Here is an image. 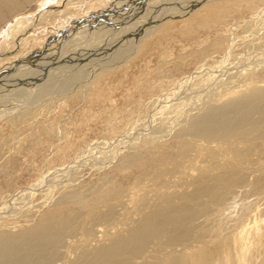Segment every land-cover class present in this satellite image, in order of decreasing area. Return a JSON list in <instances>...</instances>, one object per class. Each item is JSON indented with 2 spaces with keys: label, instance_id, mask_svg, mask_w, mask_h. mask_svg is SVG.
<instances>
[{
  "label": "bare ground",
  "instance_id": "bare-ground-1",
  "mask_svg": "<svg viewBox=\"0 0 264 264\" xmlns=\"http://www.w3.org/2000/svg\"><path fill=\"white\" fill-rule=\"evenodd\" d=\"M260 2L264 4V0H0V119L5 117L3 126L12 127L26 122L37 97L53 90L67 94L79 79L83 83L79 82L78 89L63 98L91 96L99 73L141 51L155 31L193 34L200 28H225L231 13L254 10L241 26L248 34H238L235 30L240 25L234 23L227 27L229 34L206 38L200 48L174 59L176 69L193 61L203 63L152 100L149 105L158 110H143V119H139L145 120L144 140L135 137L129 146L124 145L130 149L127 153L117 144L100 151L102 158L95 160L103 165L121 154L114 169L97 176L95 183L80 185L73 166L55 168L53 178L48 179L49 172L42 173L36 183L19 190L16 195L28 201L35 187L44 183V201L53 199V203L38 215L25 212L22 216L27 224H20L18 230L7 227L16 228L19 219L4 218L0 264H264V7ZM77 7L76 14L82 16L71 20ZM202 7L211 8L198 21L191 16L181 28L170 26L176 16ZM49 23L67 25L59 36L45 38L41 49L34 47L21 54V46L33 36L26 33L45 32ZM54 27L50 29L59 30ZM240 37L243 41L249 38L248 47L253 48L243 58L246 61L219 73L213 71V53L224 50L220 66L229 64ZM91 41L97 47L81 52ZM101 43H105L102 48ZM17 51L21 54L18 60L2 64ZM168 54L165 50L161 56L165 59ZM165 62L148 71L146 78L145 74L136 78L138 90L163 86L157 81L172 75L166 66L169 61ZM170 90L175 91L172 96ZM140 121L131 122L130 130ZM118 123L113 124L114 130H119ZM3 134L0 146L7 144ZM30 134L29 153L50 141L48 134ZM116 139L121 144L120 137ZM18 146V150L23 148ZM13 164L6 158L0 164V176L8 174ZM58 171H64L65 177L55 180ZM4 204L0 218L8 206Z\"/></svg>",
  "mask_w": 264,
  "mask_h": 264
},
{
  "label": "rangeland",
  "instance_id": "rangeland-1",
  "mask_svg": "<svg viewBox=\"0 0 264 264\" xmlns=\"http://www.w3.org/2000/svg\"><path fill=\"white\" fill-rule=\"evenodd\" d=\"M260 3H262V2H260ZM261 5H262L261 7H264L263 3ZM200 6H198V7H200ZM198 7H196V8H198ZM204 8H206V9H204ZM209 8H211V7H209ZM209 8L208 7H202L201 9L199 8L200 11H198L199 9H197V11L195 10L191 14L184 15V16L182 15V17L176 16L175 19H172L173 23L171 21V23H169V24L171 27L176 26V28L177 27L181 28L182 26H184V24H187L191 20L190 19L187 22L185 20L186 18H189L192 16V18H194V19L196 18V20L198 21L199 19H201L202 15L205 14V11L208 10ZM76 9L78 10V7L75 8V10H74L75 16L71 17V20L77 18L78 15L82 16V13H81V15L79 13L76 14L78 12V11H76ZM241 11H242V13H241ZM241 11L233 12L230 14V16H228V18H227L228 24L225 25L226 27L223 25L225 28L219 27V26H217V28H214V27H212V28H200L199 31H197L196 33H193V34L184 33L182 31H179V32L178 31H169L168 33H166V31H161V32L155 31V32H153L154 34L151 33V35H150L151 37L149 36L147 38V41L145 40V42L142 45V48H140L141 51L139 50L138 52H132L129 56H127L126 58H123V60H121L120 62H117V61L114 62V64L111 67H108V68H105L104 70H102L104 73L101 71L102 74H104V75H102L101 72L99 73L100 79L98 77L99 81L97 82L96 87H95L96 89L93 90V94L91 96H89V97L83 96V97H80L76 100L72 99L71 97H67L66 99L63 98V96H65L67 94L70 95L71 93L76 91V89H78L77 87L79 86L78 84L83 83L80 81L81 79H79V77H78V79H79L78 83L74 82L72 85H70L71 89L69 88L70 90H73L72 88L75 87V89L73 91H68V93L66 92L67 94H65V93L61 94V93L53 90L52 92H49L46 95H41V96H39V98L37 97L36 100L33 102V105H31V107H30L31 113L27 115L28 118L26 119V122H27L26 125H25L26 122L23 121L22 123H20L17 126L18 129H17V127H12L9 125L3 126L5 123V119H4L5 117L3 119H0V123H3V124H0V132L4 133L3 136H4V139L6 138L5 142H7L6 145L0 146V164L5 162L6 158H8V157L10 158V160L12 159V161L14 163L13 167L11 168V170H9L8 174H4V176L3 175L0 176V207H3V203H5V204L7 203L6 205H8L7 209H5L6 212L2 213V215L4 217L0 218V224L4 221V218H6V217L8 218V215H9V218H8L9 220H14L17 218L20 220V222L18 223L16 228H14L10 225L11 227L8 226L7 229L18 230V228L19 229L21 228L20 224L21 225L27 224L26 221L24 220L25 218L22 216L25 212H31L34 215H38L42 210L46 209L48 206L51 205V203H53V199L49 200V202L44 201L46 198L45 191H44L45 187H43L44 183L35 187V189H34L35 191H33V192H35L34 193L35 195L33 194L31 196V198H27L28 201H22V199L18 197L20 194L16 195V193L19 190H24L26 187L31 186L34 182L36 183V181L40 178V176H42V173L44 174V173L49 172L50 174L48 173L46 175H48L49 176L48 179H50V178H53V176L51 174L53 171H55L57 169H62V168L65 170V169H68L67 166H73L74 169L72 172L74 173V171L76 170L74 174L77 175V180L79 179L78 180L79 183H77V184L82 185L83 183L84 184L86 183L87 185H90L92 183H95L97 181V179L99 180V177L102 175V173H104L106 171H111L112 169H114L115 164L118 162L117 160L120 159L121 154L118 155V157L116 159H114L113 162H110L109 164L105 163V165H103L102 163H99V161L95 160V159L99 160L102 158L101 157L102 152H100V151L111 150L113 148V146L117 144L118 146L119 145L123 146L122 150H124V153H127L130 149H129V147H125V146H127L128 143H130V141L132 139L137 137L138 140H144L145 139V124H144L145 120L140 121L141 119H139V118H142V116H144V115H140V114L145 113L144 112L145 109L151 110L150 113L155 112V110H158V109L154 108L153 106L149 105L152 102V100L155 99L157 97V95L165 93L168 89H172V87L175 85L177 79H178V82L183 79V75L197 71V67L200 66V63H203V62L196 63L197 61H193L192 64L190 63L189 65H185L186 67L183 65L184 68L181 66L179 69H176L174 67V59H176L180 54H187L193 49L200 48L202 45H204V42H202V41H204V39H206V38L229 34L230 30H227V27H230L234 23L235 24L239 23V25H240V27H238V29L235 30L236 32H238V34H241V35L248 34V33L244 32V29H242L241 26L246 23L247 19L248 20L250 19V15L252 14V12L254 10L241 9ZM185 22H187V23H185ZM46 25H47L48 30L46 29L45 32L42 31L43 29L36 31L35 33H34V31H30L29 33H26L27 31L26 32L23 31V33H26L27 36L32 34L33 38L29 36L25 45L21 46V48H20L21 50L19 51L21 54L26 52L27 50L30 51V49H31V51H33L35 49L36 50L41 49L42 46H40V44L41 43L45 44L46 41L43 42L45 40V38L50 39V37L53 38V37L59 36L60 30H62V28L64 26H66L67 24L58 25L57 27L55 24V27L59 29L58 31L50 29V28L54 27V24L49 23ZM41 31H42V33H41ZM37 32L39 35L37 34ZM47 33L49 36L47 35ZM35 36L37 37V39ZM39 36H40V38H38ZM106 40H108V39H105V41ZM36 41H38V42H36ZM248 42H249V38L245 39L244 41L241 37L239 38V42H237L238 45L236 48V52L233 55V57L231 56L232 58L230 57L231 59L228 61L229 64H226L225 66H223V65L220 66L221 65L220 60L223 58L225 51L223 50L221 52L219 51V52L213 53V58L210 59L211 60L210 63L213 65L212 70L213 71L215 70V72L219 73L221 71V69H224L227 67L234 68L233 66H236L235 63L241 64L242 63L241 61H243V60L246 61L243 58H248L249 55L251 54L249 52L253 51V48H251L252 50L249 49ZM102 43H101V45H99V46H101L100 48H102V45L105 44V43L104 44H102ZM31 44L32 45L34 44V45L32 46ZM91 44H90V46L88 44V45H85V47H82V49H84V50H82L81 52H83V51L85 52L86 49H87L86 51L88 52L89 51L88 49H91L94 46L97 47L96 42L91 41ZM27 46L29 49L27 48ZM71 46H72V44L68 45L67 48H72ZM34 47H35V49H34ZM165 50H167L169 54L164 59L161 56V54ZM90 51L92 52V50H90ZM19 52L17 51V52H14V54H11L6 60H4V62H2V64H4L6 61H8L10 59L18 60L19 57H17V56L21 55V54L18 55ZM88 55H89V53H88ZM14 56H16V57H14ZM170 59L173 61H171ZM162 61H164V62L167 61V62H165V64H167L169 61V63L166 66L172 69V70H170V73H172V75L163 78V79H165L164 80L165 83H164V81H161V80L157 81L158 83L163 82V86L160 88V87H158L159 85H155L156 88L145 87V88H142L141 90H138V88H137L138 81L137 80H139V79H136V78H138L140 75L143 76V74H145V78H146L148 71L153 70ZM172 67H174L175 70H173ZM86 68L87 67H85V70H86ZM212 70H210V73L213 72ZM167 74H169V73H167ZM102 76H103V78H102ZM170 79H172V80L175 79V82L168 83L167 81H169ZM135 81H137V83ZM79 82H81V83H79ZM72 86H74V87H72ZM103 87H104V89H103ZM193 87H195V86H193ZM193 87L190 90L194 89ZM197 87H198V85H197ZM197 87H195V88H197ZM81 90H82V92L86 93L85 89L84 90L81 89ZM139 91H141L142 93H140ZM162 91H164V92H162ZM172 91H174V90H172ZM172 91L170 90V93H172ZM57 93H59V94H57ZM76 93H79V92H76ZM173 93L171 94V96L173 95ZM128 94H130L133 99ZM110 97H112V98L109 99ZM102 99H104V100H102ZM108 99L113 104H111ZM112 99H115V101ZM89 101H91L92 103ZM115 102H116V104H115ZM138 105H140L141 107ZM106 106L109 108V110H108V108H106ZM110 106H111V108H110ZM82 107H84V108H82ZM86 108H88V110ZM138 108H139V111H138ZM118 109H120V110H118ZM106 111H108V113ZM112 111H114L115 113ZM137 112H138V115L136 114ZM82 113L84 114V117H82L83 116ZM89 113H90V115H89ZM94 113L96 114V116ZM118 114H120V115L122 114L121 115L122 117ZM31 115H33V116H31ZM29 116L31 117V119L29 118ZM53 116L55 117L54 118L55 120H53ZM85 116L89 120H87V118ZM94 117H96V118H94ZM37 118H38V120H37ZM90 118H92L94 120H92ZM118 118L120 120H116ZM102 119H105V120H102ZM110 119H111V121H110ZM27 120H29V121H27ZM138 120L140 121L139 122L140 125L137 124L134 127L135 130H133L132 128L130 130L129 127H132L131 125L133 124V122L136 123V121H138ZM117 121H119V123ZM131 122H132V124H130ZM116 123H118L119 125L118 124L117 125L120 126L119 130L113 129V127ZM122 123H123V125H121ZM1 125H2V128H1ZM53 127H56V129ZM46 128H48V129L52 128V130L50 132L46 133L45 132ZM138 128H140V129H138ZM53 129H54V131H53ZM127 130H129L130 134L126 135ZM29 131H31V132H29ZM33 131L35 132L36 136L37 135L39 136L41 133H43L44 136H47V134H48L47 137L50 139V141L53 140L51 142L49 141L47 143L48 145L45 143V145H43V147L42 146L40 147L42 149L45 148L46 150L43 149L44 150L43 151L42 149L38 148L36 153L35 152L34 153L28 152V150L26 148L30 146V141H31V134L30 133H32ZM113 132H114V134H112ZM60 134L64 137H62ZM111 134H112V136H111ZM128 135H129V137H127ZM119 137H120V140H122V142H125V144L122 142H121V144L118 143L120 141H117L116 138L119 139ZM127 139H129V140H127ZM17 141H19V142H17ZM52 142H53V144H51ZM18 145H22L23 150L22 149L18 150L19 149ZM53 145H55V146H53ZM58 145H59V147H58ZM93 145L95 146V148L93 147ZM12 147H13V149H12ZM88 149H92V150L89 151ZM13 150H17V152L13 151ZM41 150H42V152H41ZM19 151H20V153H19ZM60 152L62 155L60 154ZM65 154H67L69 156H66ZM76 154H78V155H76ZM25 155H26V157H25ZM92 155H94V156H92ZM55 156H57V158H59V159H57ZM59 156H61V157H59ZM63 156H64V158H62ZM48 157L50 158V160ZM84 157H85V159H84ZM103 157H104V155H103ZM53 158H54V160H53ZM48 161H51V162L48 163ZM61 161H62V163H60ZM94 161H95V163H94ZM111 163H113V164H111ZM79 164H80V166H79ZM101 165L103 166V168ZM55 168H57V169H55ZM91 168H92V170H91ZM108 168H109V170H108ZM63 172L64 171L56 172L55 175H57V176L55 177V180H59L61 178H64L65 175H63ZM97 176H99V177H97ZM119 176L121 178L122 174H120ZM7 177L9 179H7ZM59 177H61V178H59ZM80 178L84 181H82ZM56 194L57 193H56V189H55L53 191V195L56 196ZM13 199H15V201ZM17 199H19V200H17ZM11 203L13 206L11 205ZM0 228H1V226H0ZM1 230L2 229H0V231ZM69 239H72V238H67V240H69Z\"/></svg>",
  "mask_w": 264,
  "mask_h": 264
}]
</instances>
